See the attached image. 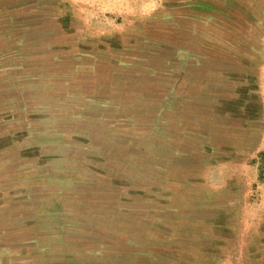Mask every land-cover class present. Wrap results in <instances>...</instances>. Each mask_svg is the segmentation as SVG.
Here are the masks:
<instances>
[{
    "label": "rangeland",
    "instance_id": "obj_1",
    "mask_svg": "<svg viewBox=\"0 0 264 264\" xmlns=\"http://www.w3.org/2000/svg\"><path fill=\"white\" fill-rule=\"evenodd\" d=\"M0 264H264V0H0Z\"/></svg>",
    "mask_w": 264,
    "mask_h": 264
}]
</instances>
